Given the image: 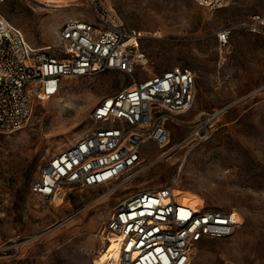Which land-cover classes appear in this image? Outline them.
Instances as JSON below:
<instances>
[{"label": "rangeland", "instance_id": "374dc122", "mask_svg": "<svg viewBox=\"0 0 264 264\" xmlns=\"http://www.w3.org/2000/svg\"><path fill=\"white\" fill-rule=\"evenodd\" d=\"M112 1L124 25L140 32L147 60L132 74L104 69L67 77L57 94L34 104L25 125L0 133V264H98L99 246L106 245L101 230L114 207L170 179L205 206L243 216L233 235L201 241L189 264H264V37L236 27L222 58L215 41L219 27L263 11L264 0H230L216 9L196 0ZM81 11L37 0L0 2L29 44L50 53L59 50L60 25ZM176 64L194 72L195 96L177 115L181 122L170 124L167 145L146 143L142 163L111 183L64 185L63 202L32 191L45 161L95 126L91 113L103 96Z\"/></svg>", "mask_w": 264, "mask_h": 264}, {"label": "built area", "instance_id": "2783aa9c", "mask_svg": "<svg viewBox=\"0 0 264 264\" xmlns=\"http://www.w3.org/2000/svg\"><path fill=\"white\" fill-rule=\"evenodd\" d=\"M37 1L82 11L60 25L59 50L52 53L32 47L23 31L0 12V133L25 125L34 104L57 94L67 77L104 69L132 74L147 60L139 47L140 32L124 25L112 0ZM196 1L216 9L230 0ZM236 27L264 37V10L215 31L220 58L229 50ZM131 37L134 41H128ZM195 86L194 72L176 64L103 96L91 113L95 126L45 161L32 191L49 201L64 185L95 187L119 179L142 163L146 143H169L170 124L181 122L177 115L191 107ZM178 187L177 179H170L137 190L114 207L101 232L106 245L111 242L108 233L114 235L117 255L104 264H189L201 241L237 231L243 218L239 210L183 201Z\"/></svg>", "mask_w": 264, "mask_h": 264}, {"label": "bare ground", "instance_id": "6f19581e", "mask_svg": "<svg viewBox=\"0 0 264 264\" xmlns=\"http://www.w3.org/2000/svg\"><path fill=\"white\" fill-rule=\"evenodd\" d=\"M128 41H134L133 37H131L130 39H128ZM193 104V103H192ZM192 106V105H191ZM191 108V107H190ZM189 108V109H190ZM200 115V114H199ZM200 117L201 116H197L195 118L194 121L196 120H200ZM195 133H198V132H195ZM170 142V141H169ZM180 145V142L178 143ZM175 146V145H173ZM170 147L167 151H164V153L168 152L170 149L173 148ZM178 189L182 192V200H186V201H190L192 204H201L202 202L200 201L201 200V197L198 193L194 192L193 190L189 189V188H184L179 186ZM57 196L58 197V200L59 202H63V196H62V193H56L53 197ZM52 197V198H53ZM51 198V199H52ZM58 202V203H59ZM243 222V218L241 217V224ZM102 233V232H101ZM108 238L111 240L110 244L108 245H105L104 247H100L99 246V249H98V252H97V255H96V262L98 264H102L107 258H106V250H107V246H110L111 244H113V246L115 247L116 246V241H114V235L112 233H108ZM113 247V248H114ZM111 254H113V256H116L117 253L115 251H113ZM111 254H109L111 256Z\"/></svg>", "mask_w": 264, "mask_h": 264}]
</instances>
